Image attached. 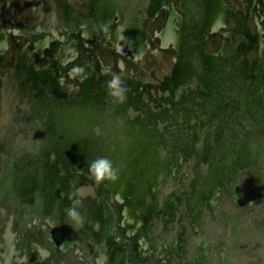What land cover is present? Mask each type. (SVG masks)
Returning a JSON list of instances; mask_svg holds the SVG:
<instances>
[{"label": "water", "instance_id": "water-1", "mask_svg": "<svg viewBox=\"0 0 264 264\" xmlns=\"http://www.w3.org/2000/svg\"><path fill=\"white\" fill-rule=\"evenodd\" d=\"M175 1L181 11V1ZM230 1L237 4L241 1L239 5L247 16L226 3L227 13L231 14L230 23L226 24V17L222 21H211L208 32L204 31L202 35L207 34L199 42L201 57L206 62L203 74H213L215 70L225 82L248 77L255 86L253 94H259L261 85H264V57L260 59L264 51V43L261 46L260 40L264 41V29L261 31L260 28L264 21L263 9L259 11L250 0ZM256 2L260 4L264 0ZM199 9L196 12L198 22L205 15ZM194 13H189L184 22L188 28L193 23ZM250 17H253L251 21ZM231 22L235 23L232 30L242 38L238 45L241 55H230L231 52L225 49L213 59L206 56L214 55L206 47L217 33L220 40L233 43L228 34L231 32L224 27V24L229 27ZM181 23L179 13L173 18L172 25L178 27ZM161 29L162 24L157 31ZM144 34L145 43L150 46L147 38L151 35ZM189 34L191 36L187 39L192 45L193 34ZM255 40H259V47L255 45ZM116 43L122 51L129 48L121 39ZM167 45L170 52L162 51L153 57L162 65L170 56L169 70L162 77L152 75L153 82L160 83L158 92L169 94L165 99L153 101V94L147 85L149 73L142 64L133 75L121 74L115 68L106 69V74L101 67L102 62L96 67L97 72L91 73L93 78L100 75L104 80L108 76H119L121 82H125H122V87L127 91L123 103L111 97L98 118L94 113L95 102L83 107L84 129L81 135H75L76 142L80 140V143L72 144L79 150L75 161L79 168L82 166L79 169L81 179L71 196L75 202L79 201L74 203L82 219L77 221L66 216L65 204H61L62 209L52 216L45 205H41L36 212L29 210L37 224L46 221L51 229L50 236L42 232L31 240L30 246H26L24 236L31 233L35 224H30L25 230L23 225L22 231L15 235L11 232L8 235L11 240L18 241L22 249L26 248L20 251L24 254L21 260L14 264H264V93L254 100L251 91L247 93L240 82L233 90L225 89L222 99H218L221 109L218 114L223 122L217 129L207 121V90L198 93L204 105L203 111H198V107H193L191 102L186 106L187 113L183 109L182 117L177 120L172 102L181 100L183 92L180 89L171 95L166 91L175 87L169 84L172 82L169 80L172 75L178 78L175 69L183 58L180 50L176 54L172 42ZM184 48L182 51L186 52ZM198 50L195 47L190 53L192 60L189 65L185 60L186 71L182 77L189 74L195 77ZM258 51L261 52L259 56H249ZM253 60L260 64L262 73L244 68L246 62ZM207 66L209 73L206 72ZM73 67L77 68V73L80 71V67ZM67 73H70L69 69ZM57 75L53 76L59 84L60 99L65 94L73 97L80 84H66ZM82 83L84 88L80 100L90 91L86 82L82 80ZM188 86L193 85L185 83L183 89ZM244 96L246 99L241 100L242 107L239 109L235 104ZM164 105L170 106V109L165 110ZM67 108L65 106V110ZM149 112L156 114L157 124ZM130 116L134 117L133 121ZM87 117L90 122L86 127ZM68 120H75L73 128L77 132V114L73 113ZM176 121V126L170 125ZM160 122L166 124L169 131L156 129ZM190 123H194L198 130ZM204 128L209 129L211 135L205 137L202 134ZM95 129L99 130V134ZM142 139L143 143L137 144ZM137 148V153L133 155ZM100 157L112 161L118 170L116 180L97 183L90 176V164ZM41 228L47 229L44 225ZM3 235L4 232L0 241V260L6 255L2 248L5 241Z\"/></svg>", "mask_w": 264, "mask_h": 264}, {"label": "bare ground", "instance_id": "bare-ground-1", "mask_svg": "<svg viewBox=\"0 0 264 264\" xmlns=\"http://www.w3.org/2000/svg\"><path fill=\"white\" fill-rule=\"evenodd\" d=\"M25 1L33 4L37 0ZM179 1H181L182 5L181 11L178 10V5L175 0H87L88 9L85 19V28L82 29V33L79 36L71 33L68 36L62 37L60 39L61 44L65 43L66 47L60 46V49H56V45H52L50 48H44L46 44L45 37H43V41H41L39 37L33 39L31 35H28L31 30H35L32 28L20 26L22 32L19 35L4 33L2 40H0V65L6 67L9 73L13 72L12 77L18 74L21 76L20 79L13 80L12 88L17 94L16 96L11 95V97L15 96L16 98L12 99V103L15 105L19 103L21 109L13 112H11V110L7 111L1 121L3 119L5 120L0 122V134L4 131L3 138L7 142L5 143L4 140L0 139V150L1 153L3 152L1 161L5 165V173L12 174V177H10V174L6 175V179H4L5 185H0V192L14 193L19 197L18 199L21 203H34V212L38 211L41 205H45L50 209L51 216L62 209L61 204H65L66 216H68L67 209H69V207L76 208V202L74 199L72 200V192L76 189V183L81 179V172L79 169H82V166L79 168L75 161L79 150L76 145L73 146L72 144L80 143V140L76 142L75 135H81L82 129H84V116L81 114L83 107L85 108L87 105L89 107L95 102L94 113L98 118L102 115L104 106L111 101L108 83L112 78L108 76L104 80L100 75L93 78L91 73L97 72L96 67L100 62H103L108 67L110 65L111 70L115 68L116 71H118L119 68L117 63L119 62L118 58H120V55L118 57L115 51L110 50V45L114 48L118 39H122L124 44L129 47L123 49V52H125L130 59L138 60L136 63L129 61L125 63L124 61L125 65L124 63L123 65L126 70L136 74L137 68L142 64L148 71L149 83H147V85L150 91L154 92L151 94H153V96L157 95V97L153 98V101L165 99L169 95H162L161 92H158L160 83L153 82L152 75L154 74L157 75V77H162V75L169 70L170 63V56L166 63L162 65H160V61L157 62L156 58L153 56L159 55L162 51L166 53L170 52V50H167L169 48H167L169 42L174 44L176 54L180 50V55L183 60L180 59L176 65L175 70L178 78L172 75L169 80L172 81L169 84L171 86L175 85V87H171L170 90L166 91L171 95H175L180 89L183 92L181 100L172 102V109H174L173 111L177 116V120L182 117L183 109L185 114L187 113L188 108L186 106H189L191 102L193 107H198V111H203L204 105H202V99L198 96V93H204L206 90L205 101L206 115L208 117L207 121L210 122V126L213 125L216 129L219 123L223 122V118H220L218 113L221 110L219 109V100L222 99L225 89L229 88L230 91L240 84H243L247 93L251 91V96H253L254 100L256 97L261 98L264 93V85H261L262 90L259 94H253V87L255 86L248 77L235 78L231 82H225L222 75L220 73H215L214 69L212 72L213 74H210L208 66L206 72L209 74H203L205 60L203 62L201 57L203 54L201 53L199 42L207 33L204 35L202 34L204 31L208 32L212 20L222 21L226 17V24L227 22L230 23L231 14L229 12L227 13L226 3L229 4L228 6L235 8L239 13L247 16V14L241 10L242 5H239L241 1L239 0V4L234 1L231 3V1L226 0ZM252 2L258 6L259 11L263 9L261 14L264 18V2H260L259 4L256 0H250L251 4ZM163 5H165L164 8H159ZM158 8L159 10L157 11ZM198 9L205 14L204 17H201L200 22H198L199 15L196 14ZM194 11L193 23L190 24L188 28V25L184 24V22L189 18L188 14ZM70 12L71 10L69 7H66L63 11L65 23L69 18ZM162 13L164 14L163 17ZM179 13L180 19H182L181 27H175L172 25V20L176 15H179ZM253 17H250V21ZM259 19L261 21L262 18L259 17ZM247 22L249 23V17H247ZM161 24L162 29L158 32V27ZM226 24H224V27H226L227 32L228 29L231 32L232 35L229 32L228 34L230 39H233V43L223 39L220 40L218 38L219 34L215 33V37L210 39L211 42L206 47L207 51L214 55L206 56L213 59L219 51L225 49L231 52L230 55L236 57L241 55L242 50H240V47L238 48V45L241 44L242 38L232 30L235 23L233 24L231 22L229 27ZM263 24L264 21L260 24L261 31L264 29ZM261 31L259 33H261ZM25 32L27 33L23 34ZM144 32L148 33L147 35L149 36L151 35V38H147L151 47L145 43L146 36ZM189 33L193 34L194 40L192 41V45H190L191 40L187 39L191 36ZM260 40L261 46H263L262 42L264 43V41H262V38H260ZM46 41H48V39ZM153 42L156 43V45H154ZM216 43H218L217 46H215ZM16 45H20L17 53L14 51ZM255 45L259 47V40H255ZM143 47L145 48L144 54H142ZM183 47H185L184 49H186V52L182 51ZM195 47L199 49L196 55L195 77H191L190 74L182 77L186 71L185 60L188 65L191 63L192 59L190 53L194 51ZM43 52L45 53V56L43 55L45 60L47 58L49 59V61L46 62L47 72L34 73L32 64L34 63L35 65L34 60L37 58H42ZM30 53L34 55L33 57L31 54V59L28 57ZM259 53L261 52L258 51L254 54L250 53L249 56L254 58L257 55L259 56ZM97 55H99V58H96ZM134 55L141 57L135 58ZM18 57L19 59L17 60ZM227 57L228 56H226V58ZM263 57L264 51L263 54H260V59ZM240 61L239 59V63ZM71 64L80 67V71L76 74L79 75V77L75 82L69 81L66 78L65 83H79L80 86L77 89V93L73 94V97L72 95L69 96L65 94L62 101L60 99V91H58V83L55 81L56 78L54 79L53 75L58 74L57 76L60 78L68 75L69 73L66 74L65 71ZM100 64L102 67V63ZM245 65L244 68L247 67V69L262 73L260 64L255 60L250 63L246 62ZM74 69L76 70L77 68ZM145 69L143 70L146 72ZM59 73H61V75H59ZM234 74L236 75L237 73ZM80 77H82L81 80ZM82 80L86 82V86L88 85L90 91L80 100L81 90L84 88ZM90 80L91 83L89 84ZM102 80L106 82L104 83ZM174 81L184 83L180 84ZM185 83L193 85V88L188 86L186 89H183ZM256 83L258 84V80ZM123 84H125V82H123ZM161 88L162 84L160 86V89ZM27 89H32V92L36 93V96H33V94L30 96L26 91ZM102 91L103 93H101ZM31 97H33V99H31ZM226 98L225 100H228ZM245 99V96L240 98L235 104L236 107L240 109L242 107L241 100ZM137 100L138 102L142 101V99L141 101H139V99ZM65 106L68 107L67 110H65ZM77 107L78 113H76ZM164 109L169 110L170 106L164 105ZM133 110L135 111L136 109L133 107ZM73 113L77 114V121H79L77 123L79 126H77V132H75V128H73L75 120H68V117L70 118V115ZM149 113L153 115L156 122L158 119L156 114L152 112ZM1 114L2 112L0 111V115ZM9 116L11 117L10 119ZM195 116H197V114ZM129 118L132 121L134 119L131 116ZM89 122L90 118L87 117L86 127ZM176 124L177 121L170 125L176 126ZM190 124L198 130V128L194 126V123ZM164 126L167 125L160 122L156 129L159 131L165 130L163 128ZM167 129L169 131L168 126ZM10 130H14L17 139H13L9 143L7 139L8 135L6 134H8ZM65 134L67 138H65ZM202 134L207 137L211 135V132L209 129L204 128ZM217 134L218 137L221 136L220 132ZM9 135L12 136L13 134L9 133ZM37 139L39 142H37ZM143 141L142 139L140 142H137V144L141 145ZM204 141L206 142V140ZM214 141L218 144L217 138H215ZM68 143L71 145H68ZM136 150L133 152V155L137 153L138 150ZM11 194L7 196L14 195ZM3 198L4 193L1 195V199ZM66 204L69 206H66ZM40 233L42 232L30 233L26 235V238H34Z\"/></svg>", "mask_w": 264, "mask_h": 264}, {"label": "rangeland", "instance_id": "rangeland-1", "mask_svg": "<svg viewBox=\"0 0 264 264\" xmlns=\"http://www.w3.org/2000/svg\"><path fill=\"white\" fill-rule=\"evenodd\" d=\"M85 2L86 0H38L33 4L30 3L28 4L25 0H0V37L4 33L19 35L22 32L20 30V26L21 27L25 26L26 28L35 29L36 35L48 36L49 37L48 39H51L50 45H56L55 46L56 49H60L61 47L64 46L66 47L65 43L61 44L60 39L64 36L70 35L71 33L76 36H79L82 33V29L85 28L86 26L85 22L83 21V14L85 8L83 7V5ZM66 7H69L71 12L68 20L65 23V17L62 15V13ZM110 46L111 49L110 48L108 49L115 51V53L118 54V57L120 55V58H118L119 62L117 63V66L119 68L117 72L120 71L121 74L130 73L131 75H133L134 73L132 71H127L124 65L126 61L136 63L138 60L130 59L129 56H127V54L122 51V48L118 43H116L114 48L112 47V45ZM168 47L169 46H167V48ZM37 61L41 63L40 66L39 65L37 66L41 69H44L47 67L46 62L49 61V59L47 58L45 60V57H43L41 59L37 58ZM72 64L67 68V70L69 69L70 73L68 74V76L65 75L66 77L64 76L63 79L65 80L67 78L69 81L75 82L76 79H78L79 75H76L77 71L72 67L76 65H72ZM102 64H103L102 67L104 68V72L108 74L106 69L111 70L110 65L108 67L103 62ZM67 70L65 71V73H67ZM60 79L61 82H63V79L62 78ZM81 79L82 77H80V80ZM150 92L152 93L153 91ZM154 97H157V95L153 96V98ZM163 128L166 131H168L167 126H164ZM4 209L6 213L7 212L6 205L3 206V210ZM15 218L16 220H14ZM2 219L4 222H2L0 226V241L3 232L5 234L7 228L10 230V232H12V234L15 235V233H17L18 231L19 226L23 228L24 225V228H27L30 224H35L38 227L44 225V228L47 229L41 228V230L45 232L44 233L45 236L46 235L48 237L50 236L49 230L51 229L46 224V221H43V223L39 222L40 225L37 224L35 222L36 218L32 216V213L29 215L28 211L25 212V216L20 215L19 217H15L14 213H12L9 217H7V219H6V215H4Z\"/></svg>", "mask_w": 264, "mask_h": 264}, {"label": "flooded vegetation", "instance_id": "flooded-vegetation-1", "mask_svg": "<svg viewBox=\"0 0 264 264\" xmlns=\"http://www.w3.org/2000/svg\"><path fill=\"white\" fill-rule=\"evenodd\" d=\"M226 1H230V0H226ZM84 5H83V7H85V8H84V14H83V21L86 24V20L85 19L87 17V9H88L87 0L84 3ZM62 15H63V13H62ZM31 32L32 33H29L28 35H31L33 37V39H37L36 37H39V40L43 41V37H45V43L46 44H45L44 48H50L52 46V45H50L51 39H48L49 38L48 36H46V35H36L35 30H31ZM2 36L0 37V40H2V38H3ZM47 39H48V41H46ZM19 48H20V45L19 46L16 45V47H15V52L16 53L18 52ZM31 54L32 53H30V56H28V57H31ZM43 54H45V53L43 52ZM43 54H42V58L44 57ZM32 56L34 57L33 54H32ZM39 59H41V58H39ZM34 62H35V65H34V67L32 69L34 71V73L47 72L46 68L41 69V68H39L37 66V64L39 66L41 65V63H39L37 61V59L34 60ZM36 62H37V64H36ZM12 75H13V72L9 73V71H8V69L6 67H3V66L0 65V111L2 112V114L0 115V122L5 120V119H3L1 121V119L5 116V113L7 111L11 110V112H13V111L21 109V106H20L19 103L17 105L12 103V99H16L15 96L17 94V92L12 88L13 80L20 79L21 76L18 74V75H15L14 77H12ZM26 91H27V93L30 94V96L32 94H33V96H36V93L32 92V89H29V90L27 89ZM11 95H15V96L11 97ZM31 99H33V97H31ZM11 107H12V109H11ZM10 118L11 117L9 116V119ZM9 133L13 134V135L10 136ZM9 133L6 134V135H8L7 139H8V142L10 143V141H12L13 139L14 140L17 139V135H16V133H14V130H12V131L10 130ZM3 134H4V131H3L2 134H0V139L4 140V142L7 143L6 140L3 138ZM48 134H50V133H48ZM37 142H39L38 139H37ZM2 154H3V152L1 153V150H0V185H5L4 179H6L5 178L6 175H9L10 173H7V172L5 173V165L1 161V159L3 158ZM3 168H4V170H3ZM11 175L12 174H10V177H12ZM2 193H4V198L3 199H1ZM9 194H11V193L10 192H0V226H1L2 222H4L3 219H2V217L4 215H6V219H7V217H9L12 213H14L15 217H19L20 215L25 216V212L26 211L29 212V210H31V211L34 212V203H31V204L21 203V201L18 199L19 198L18 196H16L14 193H13L14 195L11 194L13 196H7ZM5 205H6V211H7L6 213H5V209L3 210V208H2ZM30 214L31 213H29V215ZM14 220H16V218ZM24 230H25V228H24ZM19 231L20 232L22 231V228L20 226L18 227L17 233H19ZM30 231H31V233H34V232H41L43 230H41V226L40 227L36 226V227L31 228ZM10 233H11L10 230L7 228L6 232H5L4 236H3L5 238V241L3 242V245H2V248H3L4 252L6 253V255H5L6 257L3 256V259L0 260V264H14L15 261L20 260L21 256L24 255V254H21L20 251H25L26 250V248L22 249L20 247L21 245L18 244V241L17 242L16 241L13 242L11 240V238L9 237L11 235ZM26 235L27 234H25V236H24V242L26 243V246H30L31 240L33 238L32 237L31 238H26ZM21 237H22V234H21ZM2 248H1V250H2Z\"/></svg>", "mask_w": 264, "mask_h": 264}, {"label": "clouds", "instance_id": "clouds-1", "mask_svg": "<svg viewBox=\"0 0 264 264\" xmlns=\"http://www.w3.org/2000/svg\"><path fill=\"white\" fill-rule=\"evenodd\" d=\"M109 95L115 98L118 102L123 103L126 99V88L122 87V82L119 76H113L111 81L108 83ZM94 131L99 134V130L95 129ZM118 170L114 168L113 163L106 157H100L94 160L89 166L90 176L97 182L101 183L105 180H116ZM79 203V201H76ZM67 214L69 217L80 221L82 218L77 212L75 207H70L67 209Z\"/></svg>", "mask_w": 264, "mask_h": 264}]
</instances>
